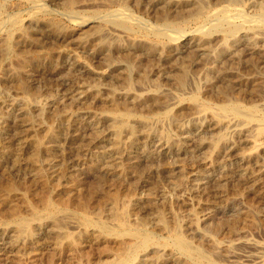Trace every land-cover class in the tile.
Here are the masks:
<instances>
[{"label": "rangeland", "instance_id": "obj_1", "mask_svg": "<svg viewBox=\"0 0 264 264\" xmlns=\"http://www.w3.org/2000/svg\"><path fill=\"white\" fill-rule=\"evenodd\" d=\"M244 1L0 0V264H264Z\"/></svg>", "mask_w": 264, "mask_h": 264}, {"label": "bare ground", "instance_id": "obj_2", "mask_svg": "<svg viewBox=\"0 0 264 264\" xmlns=\"http://www.w3.org/2000/svg\"><path fill=\"white\" fill-rule=\"evenodd\" d=\"M224 1V0H223ZM226 1V0H225ZM228 1V0H227ZM246 1V0H245ZM244 1V2H245ZM238 2V1H237ZM237 2H234V3H236L237 5H238V3ZM243 2V1H242ZM192 3H193V1H192ZM195 4V3H194ZM220 5H221V3H219ZM231 4V3H230ZM235 4V5H236ZM240 4H241V2H240ZM229 5V4H228ZM222 6V5H221ZM226 6V5H225ZM217 7H219V6H217ZM233 7V6H232ZM235 7V6H234ZM222 8V7H221ZM224 8V7H223ZM225 8H227V6L225 7ZM224 8V9H225ZM237 8V7H236ZM199 9H201L202 10V8L200 7V8H198V10ZM223 9V10H224ZM229 9V8H228ZM226 10V9H225ZM200 11V10H199ZM167 13V12H166ZM185 13V12H184ZM198 13H200V12H198ZM182 14V13H181ZM160 16V15H159ZM169 17V16H168ZM171 17V16H170ZM173 17V16H172ZM179 17V16H178ZM164 18V17H163ZM161 19V18H160ZM170 19V18H169ZM173 20V19H172ZM165 21V20H164ZM173 24H175V22L173 23ZM166 25V24H165ZM46 29V28H45ZM51 31H53V30H51ZM262 60V59H261ZM259 61V60H258ZM227 75V74H226ZM241 77V76H240ZM227 78V77H226ZM228 79V78H227ZM246 82V81H245ZM239 86V85H238ZM76 97V96H75ZM70 99V98H69ZM235 108V107H234ZM237 108V107H236ZM237 110V109H236ZM239 111V110H238ZM236 113V112H235ZM21 124V123H20ZM22 128V127H21ZM252 134V133H251ZM255 135V134H254ZM252 137V136H251ZM254 137V136H253ZM252 141V140H251ZM249 142H250V140H249ZM252 143V142H251ZM253 144V143H252ZM251 145V144H250ZM253 146H255V144H253ZM134 148V147H133ZM127 150V149H126ZM130 150V149H129ZM129 150H128V152H129ZM131 151H132V149H131ZM125 152V151H124ZM128 154V153H127ZM132 155V154H131ZM146 155V154H145ZM129 156V155H128ZM152 156V155H151ZM122 157V156H121ZM113 158H115V157H113ZM112 159V158H111ZM117 159H119V158H117ZM121 160V159H120ZM119 160V161H120ZM127 160V159H126ZM133 160V159H132ZM118 161V160H117ZM117 161H115V162H117ZM135 161V160H134ZM141 161V160H140ZM123 162V161H122ZM112 165V164H111ZM116 166V165H115ZM112 167V166H111ZM117 167V166H116ZM117 170V169H116ZM111 172V171H110ZM116 174V173H115Z\"/></svg>", "mask_w": 264, "mask_h": 264}]
</instances>
